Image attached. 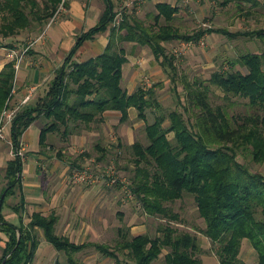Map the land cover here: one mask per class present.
<instances>
[{"label": "trees", "instance_id": "16d2710c", "mask_svg": "<svg viewBox=\"0 0 264 264\" xmlns=\"http://www.w3.org/2000/svg\"><path fill=\"white\" fill-rule=\"evenodd\" d=\"M62 2L68 7L67 0H0V37L27 28L40 32ZM178 11L177 6L158 2L145 17L126 13L119 27H111L116 11L114 4L107 2L99 24L78 36L46 95L36 105L18 111L11 127L15 155L6 169L8 184L0 191V231L8 237L0 264L5 259V264H33L40 231L64 252L69 264H79L76 255L89 247L115 259L116 264H155L162 255L164 264H207L202 257L205 248L201 237L171 223L183 219L174 204L188 198L194 200L204 220L203 233L215 245L219 257L216 264H249L240 258L244 240L250 241L258 254L252 264H264V174L239 159L245 154L264 165V27L244 33L224 28L222 32L232 38L241 34L260 41L262 50L244 53L208 78L195 77L191 81L184 74L180 77L167 43L198 39L206 32H183L175 24ZM109 27L105 51L78 61L75 55L81 45ZM130 42L151 49L169 75L179 108H164L156 85H140L133 93L123 87ZM16 75L15 60L8 61L0 71V117L10 107ZM215 89L222 92L220 102L213 98ZM239 107L242 110H237ZM131 108L137 109L140 119H148L149 109L155 114V119L144 127L148 142L137 140L121 159L127 163L123 169L130 189L145 213L168 220L160 224L156 236L149 232L134 235L129 227H120L114 247L99 242L76 243L57 232L59 217L54 212L44 215L35 211L27 223L20 215L19 224L5 217L7 198L22 181V137L36 120L42 116L47 120L39 142L43 148L40 152L44 153L51 135L70 142L73 134L105 121L106 112L121 113L120 122L126 123ZM97 147V159L105 161L109 149L102 143ZM25 206L23 199L13 210L20 214Z\"/></svg>", "mask_w": 264, "mask_h": 264}, {"label": "rangeland", "instance_id": "374dc122", "mask_svg": "<svg viewBox=\"0 0 264 264\" xmlns=\"http://www.w3.org/2000/svg\"><path fill=\"white\" fill-rule=\"evenodd\" d=\"M39 1L42 2L43 0ZM175 1V4L179 8V11L176 14L175 24L180 27L183 32L192 33L199 30H205L206 32L198 39L189 41L176 39L167 43V51L169 54L174 56L175 63L180 70V77L186 75L191 81H193L195 77L203 79L208 78L214 71L226 66L227 61L235 59L247 52H257L262 50V43L256 39L241 34H238L236 37L232 38L222 32L224 28L233 33H244L264 27V6L262 5V0H256L258 2L257 5H255L254 1L251 0H231L227 4H223L225 0ZM155 4L156 3L153 1L151 4H143L140 0H119L115 6V11L116 14L121 13L122 18L117 25L112 23L111 27H119L126 13L132 12L136 13L137 16L145 17L148 12L155 10ZM63 12L64 10L61 11V14ZM61 14L59 18L62 16ZM51 20L52 18L49 19L48 24ZM44 27L38 33H35L31 31V29L27 28L21 29L13 36L5 38L0 37V41L2 42L0 43V48H6V50H8L9 48L15 47L19 48V50H22L25 45L38 37L45 30ZM48 28H50V26ZM182 41L190 42V44L184 47L183 54L181 56H177L175 54V49L180 46ZM6 52L8 53V51ZM7 53L6 55L2 56L1 59L5 58ZM144 57L145 59H148V57H151L152 60L155 59L153 52L149 47H147V54H144ZM26 58L27 57H25V59ZM154 61L158 62L156 59ZM140 84L144 86L156 85V88L158 87L157 95L159 96L164 108L167 110L179 108L178 95L174 90L171 89V80L168 85L165 86L163 83H160V80L154 78V76H152L150 73H146L142 75ZM179 86L181 89V82L179 83ZM214 94V100L216 102H220V98L222 96L221 90L215 89ZM237 110H242V107L237 108ZM152 120L154 119L152 118ZM104 122L105 121H103L100 125H93L92 129L102 126ZM128 122L129 121L126 123H120L124 126H127L130 124ZM144 127L145 125L136 130V137L138 141L146 144L148 139L146 137ZM10 136L11 135L8 134V138L6 140H2V144L4 146L3 150H6V157L13 154ZM53 136L54 135L50 136V142H48L49 145L50 143L52 145H48L44 153L40 152L43 150V148L40 146V143L38 144V147H36L37 150L31 151L28 149V146H26L25 142H23L22 152L24 154L23 158L25 163L32 159L34 160V163H37L39 160L43 163V160L39 159V157H32L36 154H41L47 158L45 162L47 165H43L48 167V169H51L56 159L59 160L60 157L66 155L73 158L70 166L71 175L69 177V180L72 184H74L72 177L76 169L81 167H90L96 171L99 170V172H103L112 164H115L118 175L121 178L129 181L127 172L123 169L127 163L121 158L123 155H125L127 149H129L130 144L125 142V137L120 133L118 128L106 130L101 138L95 139L94 142H88V144L85 142L83 145H77L76 142H65L63 139L60 140L59 138L56 140V138ZM99 143H102L109 149L110 153L108 154L105 161H99L97 159L100 154L99 148L97 147ZM70 144L72 145V149L69 148ZM74 145H76V148L73 149ZM239 159L242 162H247L253 170L262 172L264 174V165L256 164L249 156L245 154H242ZM117 161H119V163H117ZM43 169L44 167L42 170ZM0 171V188H2L5 186L6 182L4 178L1 179V176L5 175V170L3 171V169H0ZM122 184L124 183L121 182V184L115 186H108L103 181H100L94 185L74 184L84 188H96L97 192L110 191V199L114 198L115 196V199L112 200V203H109L107 206L104 205L102 208L103 211L97 212L93 210L89 215H86L87 217L92 218L87 219L89 222L95 218L91 223H94V226L96 225L94 230H96L95 233L97 234L92 233V229H90V233L88 234L80 233L76 236V243L99 242L106 243L114 247L120 238V227H129L132 234L134 235L149 232L153 236H156L159 233L160 224L163 222H168V220L152 217L145 213L137 198L135 196L134 198L130 197L128 195V191H126ZM23 199L24 198L20 199L19 196L12 197V199H10L8 202L9 210L14 206V204L17 205L21 203ZM174 209L179 212L183 219L181 221H171V223L181 230H187L198 234L201 237L203 247L205 248V252L202 254L205 263H218L219 257L215 251V245L208 237L205 236L202 231L205 227V223L198 214L194 200L192 198L179 200L174 204ZM101 214L103 215L102 217L106 219V227H100L97 225L100 218L99 216ZM30 215H32V213L28 212V220ZM41 235L43 234L40 231L39 238H41ZM47 252L48 251L45 250L44 254L40 255L41 258L38 262H36V264H44L46 262L45 255ZM3 253L4 252L0 253V257L3 255ZM59 253L60 255L58 256L56 262L53 258L51 260L52 263L50 264H69L67 256L64 254V252L59 251ZM76 257L80 261L79 264H116L115 259L101 253L93 247H89L83 252L78 253ZM240 258L249 264L257 261L258 254L254 250L250 241L244 240ZM164 259L165 257L162 255L155 264H164Z\"/></svg>", "mask_w": 264, "mask_h": 264}, {"label": "crops", "instance_id": "0c3cea01", "mask_svg": "<svg viewBox=\"0 0 264 264\" xmlns=\"http://www.w3.org/2000/svg\"><path fill=\"white\" fill-rule=\"evenodd\" d=\"M67 1L68 7H65L64 12L61 14L62 16L58 18L50 28H48L45 38L29 49L25 56L27 58L24 59L20 67L17 68L15 86L9 107L10 109L16 107H20L21 109L27 105H36L37 102L46 95L51 80L56 76L57 71L64 64V61L74 47L78 36L99 24L106 12L107 2L114 4V6L119 2V0ZM140 1L143 4H151L153 1L154 3L166 2L177 6L175 0ZM110 32L111 27L106 31L98 33L93 40L85 41L78 49L75 58L78 61H86L103 53L109 43ZM9 49L6 50V48H0V71L8 61L12 60L8 57V53L6 52H9ZM6 53L7 58L5 57L1 59ZM144 54H147L146 46L135 42L127 44L128 61L123 67L122 84L129 93H133L137 90L141 85L140 81L142 80V75L146 73H150L165 86L170 82V79L161 64L155 62V59L152 60L151 57L145 59ZM28 95L31 96V99L28 103L22 104L23 100ZM157 97L159 98L158 95ZM147 114V120L140 119L138 118L137 109L131 108L130 119L128 122L130 124L124 126L120 123L121 113L115 111L106 112V119L102 126L93 129H85L80 134H73L70 142H76L77 145H83L85 142L88 144V142H94L95 139L101 138L106 130L118 128L120 133L125 137V142H128L131 146L137 141L136 130L141 126L146 125V122H152V118L155 119L153 109H149ZM46 122L47 120L42 116L23 134L22 142H25L26 146H28V149L31 151L37 150L36 147H38L40 142L41 129ZM11 127L12 124L7 128V133L10 135ZM10 138L13 154L11 152L12 155L7 157L5 153L6 150H3L4 146L0 139V169H3V171L5 170V175L1 176V179L4 178L6 181L5 186L0 188V191L8 184L6 169L8 162L14 158L12 137L10 136ZM69 148L72 149L71 144ZM74 148H76V145L73 146V149ZM32 157H39V159L43 160V163L40 162V160L37 163H34L33 159L25 163L21 184L18 185L14 192L8 196L4 206L5 217L10 221L19 224L20 215L23 217L25 223L30 220V218L29 220L27 218L28 212L33 213L37 211L42 212L44 215H49L54 212L59 217L57 222V232L69 236L72 241L77 240L76 236L80 233H90V229H92V233L97 234L95 233L96 230H94L96 225L94 226V223H91L95 218L89 222L87 219L92 218H89L86 215H89L93 210L97 212L103 211L102 208L104 205L107 206L109 203H112L115 196L110 199V191L97 192L96 188H84L72 184L69 180L71 175L70 166L73 161L71 156L63 155L59 160L56 159L51 169H48V167L43 165H47V163H45L47 160L45 156L36 154ZM43 167L44 169L42 170ZM15 196H19L20 199L24 198L26 200V206L20 214L16 213V211L13 210V207H11L10 210L8 207L9 200ZM102 216V214L99 216L100 218L97 225L100 227H106V219ZM7 239L8 237L5 233L0 231V253L4 252ZM39 239L40 244L35 254L34 264L40 260V255H43L45 250L48 252L45 255L46 262L44 264L52 263L51 260L53 258L56 262L60 255L59 250H57L44 237V235H41V238Z\"/></svg>", "mask_w": 264, "mask_h": 264}, {"label": "built area", "instance_id": "2783aa9c", "mask_svg": "<svg viewBox=\"0 0 264 264\" xmlns=\"http://www.w3.org/2000/svg\"><path fill=\"white\" fill-rule=\"evenodd\" d=\"M62 10H65L64 2H62L58 11L54 15V17L52 18L50 23L46 26L45 30L38 37L31 40L27 45H25L22 48V50H19L16 48L9 49L8 57L10 59L16 61V68L20 67V65H21L22 61L25 59V56L27 55L29 49L33 45H35L36 43L40 42L41 40H43L45 38L46 33H47V28L49 26H51V24L54 23L59 18ZM121 18H122L121 13L116 14L115 20L113 22L114 25H117L120 22ZM188 44H190V42L182 41L180 46H178L175 49V54L177 56H181L183 54L184 47L188 46ZM30 99H31L30 95L26 96V98L23 100L22 104L28 103ZM19 110H20V107H16L14 109H10L9 107H6L4 109V111L2 112V115L0 117V139L1 140L7 139V137H8L7 128L9 125L12 124V122H13V120H14V118H15V116ZM22 149H23V146H22ZM22 149L20 150V155L23 158L24 154L22 152ZM23 160H24V158H23ZM72 181L74 182V184H78V185H94L100 181H103L108 186H115V185L121 184V182H122V183H124V184H122L123 187L126 189V191H128V195L130 197H133V198L135 196L134 193L132 192V190L130 189V182L124 178H121L118 175L117 168H116L115 164L110 165L103 172H99V170L96 171L90 167L78 168L73 173Z\"/></svg>", "mask_w": 264, "mask_h": 264}, {"label": "water", "instance_id": "95a60500", "mask_svg": "<svg viewBox=\"0 0 264 264\" xmlns=\"http://www.w3.org/2000/svg\"><path fill=\"white\" fill-rule=\"evenodd\" d=\"M6 263V259L4 260V262L2 264H5Z\"/></svg>", "mask_w": 264, "mask_h": 264}]
</instances>
